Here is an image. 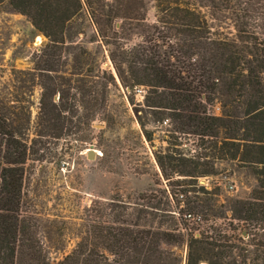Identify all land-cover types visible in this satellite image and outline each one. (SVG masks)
Segmentation results:
<instances>
[{"label":"trees","instance_id":"1","mask_svg":"<svg viewBox=\"0 0 264 264\" xmlns=\"http://www.w3.org/2000/svg\"><path fill=\"white\" fill-rule=\"evenodd\" d=\"M149 1L155 13L151 24L139 12L117 15L105 0H0V7L30 18L48 39L50 48L43 52L47 63L61 56L67 25L89 8L88 20L106 39L123 87L146 88L143 105L154 123L171 129L168 147L155 156L161 174L190 178L175 181L177 206L185 204L178 222L159 209L164 223L170 222L167 228L138 222L95 224L92 237L80 240L56 264H182L171 248L183 246L185 264H264V0ZM116 20L123 23L118 37L122 44L110 40L117 36ZM126 23L141 27L139 44L128 46ZM74 72L80 75L83 68L77 65ZM98 78L109 84L104 73ZM49 80L48 86L41 85L39 138L59 137L75 114L64 115L70 108L64 99L71 80ZM74 81L79 89V80ZM53 91L60 93L61 103H52ZM214 105L219 115L210 113ZM28 120L0 95V264H51L32 237L35 225L19 216L24 165L29 154L39 155L38 140L32 148L24 142ZM178 135L197 139L193 154L176 148ZM146 139L151 141L149 135ZM227 160L246 170L256 184L246 198L216 206L212 192L195 188L196 178L214 175L215 163ZM135 208L143 212L140 205ZM194 211L201 220L193 218ZM189 222L193 229L205 225L198 237L195 230L187 232Z\"/></svg>","mask_w":264,"mask_h":264},{"label":"rangeland","instance_id":"2","mask_svg":"<svg viewBox=\"0 0 264 264\" xmlns=\"http://www.w3.org/2000/svg\"><path fill=\"white\" fill-rule=\"evenodd\" d=\"M105 1L119 16L139 12L147 23L155 20L153 3L149 0ZM87 10L91 12L89 8L83 9L80 17L67 25V42L61 48V56H54L55 63H47L43 61V52L49 44L45 35L33 26L30 18L0 7V95L18 113L29 117L24 136L28 148L39 141L38 157L29 154L24 165L19 216L33 222L32 237L51 264L61 261L80 240L91 238L95 224L138 222L167 228L170 222L164 223L166 218L160 216L159 209L166 210L163 212L167 219L170 218L167 214H172L178 222L179 211L185 204L177 206L180 197L174 195L177 192L175 181L190 179L175 175L166 179L161 174L155 156L168 147L171 129L154 123L151 110L143 105L146 88L123 87L110 60L106 39L88 20ZM37 22L41 28V19ZM122 24L119 20L114 22L113 32L117 36L110 40L119 41ZM76 25L82 26V30L78 31ZM125 25L128 46L139 44L141 27ZM55 51L57 55L58 50ZM77 65L83 68V73L74 76ZM103 73L109 82L107 86L98 78ZM62 76L71 80L64 99L70 108L64 115L71 118V112H75L72 124H67L59 137L39 138L41 85L48 86L49 78ZM74 80H79V89L75 88ZM61 101L56 91L52 103ZM220 112L217 105L210 108L211 114ZM147 135L151 141H147ZM178 136L176 148L193 154L197 139ZM88 150L97 153L93 160L87 159ZM196 179L195 188L212 192L216 206L227 205L231 199L246 198L256 184L246 170L238 169L236 163L229 160L217 161L214 175ZM196 195L204 197L201 192ZM136 205H140L143 212L135 210ZM190 214L201 220L197 211ZM187 224V232L195 230L196 237L205 226L193 229V222ZM171 249L185 264L186 247Z\"/></svg>","mask_w":264,"mask_h":264},{"label":"water","instance_id":"3","mask_svg":"<svg viewBox=\"0 0 264 264\" xmlns=\"http://www.w3.org/2000/svg\"><path fill=\"white\" fill-rule=\"evenodd\" d=\"M97 156V153L94 150H88L86 157L88 160H93Z\"/></svg>","mask_w":264,"mask_h":264},{"label":"built area","instance_id":"4","mask_svg":"<svg viewBox=\"0 0 264 264\" xmlns=\"http://www.w3.org/2000/svg\"><path fill=\"white\" fill-rule=\"evenodd\" d=\"M217 110H218V109H217ZM186 217L188 218V217H190V216L188 215V216H186Z\"/></svg>","mask_w":264,"mask_h":264}]
</instances>
